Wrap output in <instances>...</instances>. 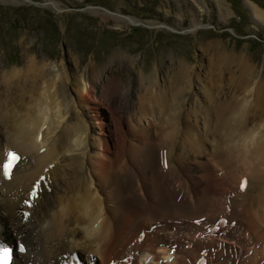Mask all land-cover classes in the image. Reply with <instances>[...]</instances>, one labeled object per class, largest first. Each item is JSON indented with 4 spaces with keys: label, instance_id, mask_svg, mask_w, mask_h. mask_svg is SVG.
Instances as JSON below:
<instances>
[{
    "label": "bare ground",
    "instance_id": "1",
    "mask_svg": "<svg viewBox=\"0 0 264 264\" xmlns=\"http://www.w3.org/2000/svg\"><path fill=\"white\" fill-rule=\"evenodd\" d=\"M206 56L128 83L74 60L1 72L0 238L25 246L16 264H198L207 251L208 264H264V81L245 56ZM9 149L24 160L6 181ZM221 218L233 230L211 237Z\"/></svg>",
    "mask_w": 264,
    "mask_h": 264
},
{
    "label": "rangeland",
    "instance_id": "2",
    "mask_svg": "<svg viewBox=\"0 0 264 264\" xmlns=\"http://www.w3.org/2000/svg\"><path fill=\"white\" fill-rule=\"evenodd\" d=\"M249 3L264 12V0H0V74L34 57L78 62L75 71L91 78L112 66L128 83L163 66L197 67L220 48L245 56L264 81V20ZM120 56L130 60L125 68L113 64Z\"/></svg>",
    "mask_w": 264,
    "mask_h": 264
},
{
    "label": "snow or ice",
    "instance_id": "3",
    "mask_svg": "<svg viewBox=\"0 0 264 264\" xmlns=\"http://www.w3.org/2000/svg\"><path fill=\"white\" fill-rule=\"evenodd\" d=\"M19 157L15 153H8V163L3 165V170L4 174L8 176L9 178L11 177V172L12 168L15 166V164L19 161ZM39 187V186H37ZM247 188V181H243L241 184V190H245ZM36 192L32 193L33 198L36 197ZM31 206V205H29ZM27 215V214H25ZM19 251L24 252L25 248L23 244L19 245ZM11 255H12V250L2 244L0 242V264H10L11 260Z\"/></svg>",
    "mask_w": 264,
    "mask_h": 264
},
{
    "label": "water",
    "instance_id": "4",
    "mask_svg": "<svg viewBox=\"0 0 264 264\" xmlns=\"http://www.w3.org/2000/svg\"><path fill=\"white\" fill-rule=\"evenodd\" d=\"M54 6H56V5H54ZM92 6H90L89 8H91ZM112 12V11H111ZM200 27H202V26H199L198 28H200ZM185 32H188L187 30H185Z\"/></svg>",
    "mask_w": 264,
    "mask_h": 264
}]
</instances>
